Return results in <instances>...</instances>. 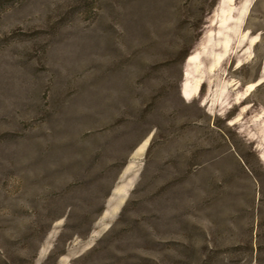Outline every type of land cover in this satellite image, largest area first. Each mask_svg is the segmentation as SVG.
<instances>
[{"label": "rangeland", "instance_id": "374dc122", "mask_svg": "<svg viewBox=\"0 0 264 264\" xmlns=\"http://www.w3.org/2000/svg\"><path fill=\"white\" fill-rule=\"evenodd\" d=\"M0 264H264V0H0Z\"/></svg>", "mask_w": 264, "mask_h": 264}]
</instances>
